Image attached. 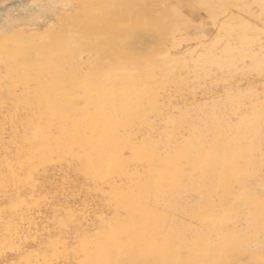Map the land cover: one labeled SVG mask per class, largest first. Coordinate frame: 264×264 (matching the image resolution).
<instances>
[{
	"label": "bare ground",
	"instance_id": "obj_1",
	"mask_svg": "<svg viewBox=\"0 0 264 264\" xmlns=\"http://www.w3.org/2000/svg\"><path fill=\"white\" fill-rule=\"evenodd\" d=\"M88 1L105 15L121 6V0ZM159 1L160 8L151 4L154 13L161 12L185 33L192 32L194 9L188 1ZM198 2V10L210 6L205 0ZM58 4L62 8H55L53 22L47 21L43 27L27 31L13 28L19 35L0 44V54L6 57L0 63V264L107 263L109 256L98 243L100 238H108L112 244L128 249L162 242L173 246L177 237L172 220L182 209L181 194L188 191L205 195L200 225L203 232L213 230V219L218 212L214 194L218 191L219 198L225 199L232 189L243 192L249 185L252 168L264 155V112L254 109L229 124L222 117L196 122L191 111L182 108L178 121L171 123L166 109L170 98L166 94L170 88L187 85L190 61L166 60L165 71L157 73L158 63L149 58L150 54L139 62L145 73L109 76L103 67L108 63L102 61L96 67L97 72L76 83L81 93L66 92L65 83L80 74L68 50L83 51L93 46L95 38L91 34H95L96 27L85 20L80 9L87 6L81 0H59ZM47 24L57 25L61 40H51L45 28ZM245 27L233 36L231 31L221 57L246 56L254 69L262 70L264 42L260 47L257 45V50L251 45L262 37L264 41V29L256 24ZM4 36L0 35V40ZM218 38L219 35L216 39L221 40ZM10 49L13 56L7 55ZM157 55L165 54L160 50ZM202 55L205 62L214 60L209 49ZM111 64L118 66L119 62ZM51 65L54 70L49 76L46 67ZM20 68L44 80L41 83L37 79L35 84L39 90H45L44 104L52 111H39L30 96L21 94L19 89L33 84L34 80L21 74ZM14 81H19L20 87ZM142 88L148 90L151 100L141 97ZM83 97L90 103H85ZM146 120L149 127L142 132L143 139L134 142V129ZM21 127L39 135L41 141L36 149L28 152L23 148ZM48 132L53 133L56 141L49 148L43 143L49 137ZM4 133L7 138L3 137ZM179 137L183 140L176 144ZM50 166L76 173L99 195L102 204L93 215L50 203L49 227L36 216L37 207L47 199L40 179ZM8 255L11 259H7ZM217 256L216 249L202 246L195 262L209 264Z\"/></svg>",
	"mask_w": 264,
	"mask_h": 264
},
{
	"label": "rangeland",
	"instance_id": "obj_2",
	"mask_svg": "<svg viewBox=\"0 0 264 264\" xmlns=\"http://www.w3.org/2000/svg\"><path fill=\"white\" fill-rule=\"evenodd\" d=\"M81 1L84 6H87L80 9V11H83L85 20L96 27L95 34H91L92 39L95 38V41L94 47L90 46V48L83 51L68 50V53L74 57V61H76L75 68L80 74L65 83L66 92H75L77 95L81 93L80 90L78 91L79 86L76 83L86 79L90 73H94L96 67L102 61L108 63L103 67L109 76L123 73L127 77H131L136 73H145L139 62L150 54L149 58L156 65L158 63L157 73L165 71L163 62L166 60L190 61L189 84L170 88L166 94L170 98V102L166 104V109L169 111L168 117L171 123L175 124L178 121L180 117L179 109L182 108H188L196 122L211 121L216 117H222L226 118L229 124L235 123L241 114L254 109L264 112V99L260 100V98H264V68L262 70L254 69L250 63L251 59L246 56L239 59L221 57L224 44L228 41L226 38L233 36L235 31L244 28L245 25H247L245 28L248 29L253 24L264 29V0L263 2H260L262 0H237V2L236 0H205L210 5L205 10L197 9L199 0H184L188 1L194 9L192 15L194 27L191 33H185L183 29H179L174 24L172 25L161 12L154 13L151 4L153 2V5L160 8L161 3L159 0H121V6L118 9L109 11L106 15L98 11L88 0ZM58 3L59 0H0V35H5V39L0 40V44L4 45L11 38L19 35L13 31V28L27 31L41 28L45 23H48L47 21L51 20L50 22H53L56 15L53 14L55 8L56 10L62 8V5ZM85 8L86 13L84 12ZM237 21L239 22L236 23ZM19 25L20 27H15ZM45 28L48 30L51 40L62 39V34L58 32L56 24L52 26L47 24ZM138 34H141L142 37ZM218 35V39H221L219 41L216 39ZM204 36H207V39ZM141 38L144 39L141 40ZM263 42L262 37L260 42L251 45L252 49L257 50ZM230 44L233 45V42L230 41ZM38 45L40 44L38 43ZM159 49L164 51L165 57L157 55ZM205 49L211 51L214 60L210 62L203 60L204 56L202 54H204ZM12 50L7 55L13 56ZM142 54L146 57H143ZM127 55L129 56L127 57ZM5 59L6 57L0 54V63L5 62ZM198 59L199 62H197ZM112 61L119 62V65H112ZM53 70V65L47 66V75L52 76ZM20 73L28 75L34 80L33 84L24 85L22 90L19 89L21 94L27 97L30 96L36 102L39 111H52L50 107L44 104L45 90H39L35 84L37 79L41 83H44V80H41L40 76L34 75L28 69L20 68ZM13 83L20 87L19 81ZM141 97L144 100H151L146 88L141 89ZM83 98H85L83 99L85 103H90L86 97ZM9 103L7 101V105ZM242 109H244V112L241 113ZM148 127L149 121L146 120L134 129V142L143 139L142 132ZM20 129L23 148L28 152L36 149L37 143L41 141L39 135L27 132L24 127ZM48 134V139L44 140L43 143L49 148L52 145L55 146L56 141L52 132H48ZM3 137L7 138V134L4 133ZM182 140L183 138L179 137L175 143H181ZM251 173L249 185L243 189V192L242 190L232 189L225 199L219 198L218 191L214 194V205L218 212L215 213L213 219V230L203 232L200 225L201 219L199 216L205 210V195H198L191 191L184 192L181 194L182 209L172 220L173 232L177 237V241L173 246L162 242L153 246L128 249L112 244L108 238H100L98 243L102 245L103 251L108 254L109 260L107 263L96 262L93 264H196L195 255L202 246L216 249L218 256L214 262L209 264H264V155L259 157ZM40 182L47 199L45 203L37 207L36 216L44 221L48 227L51 216L50 203L57 205L58 208L62 206L75 208L89 216L93 215L95 210L102 204L99 195L89 188L82 177L65 168L50 166ZM243 205L245 208H243ZM7 259H11V256L8 255ZM68 262L70 263V261Z\"/></svg>",
	"mask_w": 264,
	"mask_h": 264
}]
</instances>
